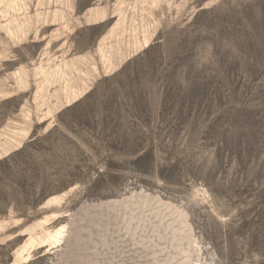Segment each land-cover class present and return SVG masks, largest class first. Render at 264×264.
I'll use <instances>...</instances> for the list:
<instances>
[{"label": "rangeland", "instance_id": "374dc122", "mask_svg": "<svg viewBox=\"0 0 264 264\" xmlns=\"http://www.w3.org/2000/svg\"><path fill=\"white\" fill-rule=\"evenodd\" d=\"M0 264H264V0H0Z\"/></svg>", "mask_w": 264, "mask_h": 264}]
</instances>
